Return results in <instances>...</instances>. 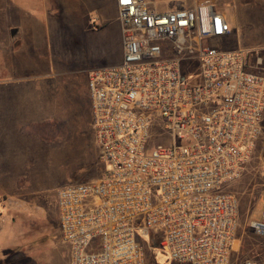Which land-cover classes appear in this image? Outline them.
I'll use <instances>...</instances> for the list:
<instances>
[{
  "label": "built area",
  "instance_id": "obj_1",
  "mask_svg": "<svg viewBox=\"0 0 264 264\" xmlns=\"http://www.w3.org/2000/svg\"><path fill=\"white\" fill-rule=\"evenodd\" d=\"M117 6L123 59L88 76L94 138L108 167L57 195L71 264H152L147 248L174 264H233L239 199L227 187L263 132L264 74L249 71L244 50L214 45L232 28L213 3L164 12L146 0ZM187 57L200 68L196 85L182 70ZM262 186L261 218L250 228L264 238V166Z\"/></svg>",
  "mask_w": 264,
  "mask_h": 264
},
{
  "label": "rangeland",
  "instance_id": "obj_2",
  "mask_svg": "<svg viewBox=\"0 0 264 264\" xmlns=\"http://www.w3.org/2000/svg\"><path fill=\"white\" fill-rule=\"evenodd\" d=\"M154 1L158 9L174 6L168 0ZM186 1L192 3L195 0ZM199 1L213 2L234 20L231 34L220 40L221 44L216 42L214 45L244 50L249 71L258 69L264 74V66L255 68L258 57L264 58V0H239L236 11L231 0ZM96 3L87 4L84 15L92 28L101 25L99 15L107 19L100 33L78 45L51 44L54 60L61 70L67 65V56L75 54L67 65L70 75L52 76L45 67L27 74V69L23 72V56L29 52L4 54V36L3 42L0 40V232L10 233L6 243L21 240L37 254L49 253L52 241L57 240L53 231L59 225L58 190L98 179L108 167L101 162L94 140L91 101L86 87L88 75L95 67L118 64L122 60L123 43L117 6L112 0H106L100 13L95 9ZM12 5L0 0L2 30L5 29V10H13ZM10 45L6 43L8 51ZM39 46L43 47V55L48 53V44ZM28 51L35 55L36 50L29 48ZM12 63H16V69ZM197 63L190 57L182 61L183 73L194 85L200 82ZM7 116L14 122L21 118V128L19 125L11 127ZM3 153H9V158L19 154L22 161L17 170L5 168H11V164L2 161ZM263 166L264 124L243 176L227 187L239 199L238 249L231 254L233 264H242L253 257L259 264H264V238L256 236L250 228L251 221L261 218ZM146 241L149 242V238ZM14 253L10 250L8 260ZM150 261L152 264H174L164 252L151 251Z\"/></svg>",
  "mask_w": 264,
  "mask_h": 264
},
{
  "label": "crops",
  "instance_id": "obj_3",
  "mask_svg": "<svg viewBox=\"0 0 264 264\" xmlns=\"http://www.w3.org/2000/svg\"><path fill=\"white\" fill-rule=\"evenodd\" d=\"M1 1L11 4L13 3L12 7L14 8L10 12L8 9H7L8 12L5 10V15L3 18L5 29L4 30L0 29V40L2 42L4 36V44H5L4 54H17L19 52L22 53L23 51L29 52L28 54L23 56V58H25L23 72H25L27 69L28 70L27 74H29V71L33 72V70L37 71L40 70L41 67L43 68L45 67L49 70L52 76L54 75L58 76L61 73L70 75L67 65L69 62H71V60L74 59L75 54L72 53L67 56L68 58L65 62L67 65L66 67H63V69L61 70V68H59L58 63L55 62L54 60L55 57L54 54L52 53L51 44L73 43L78 45L82 42H85L86 39L88 40V37H91L93 34L100 33L101 30L107 24V19L99 15V18L101 20V25L95 28L89 27L88 23H86V18L84 15V11H86L87 4H91L92 2H98V4L96 3L97 5L96 8L95 7L94 8L96 10H99V12L101 13L102 12L101 6L106 0H104V2L103 0L101 1L100 0H1ZM112 1L114 2V5L117 6V0H112ZM146 1L149 4L150 8L157 12H164L183 6L193 7L196 4L202 2L213 3L211 1H199V0H195L192 3H188L186 0L183 3H174L168 0L171 3H173L174 6L162 10L157 8L156 1L154 0H146ZM231 2L233 3L234 10L236 11L237 10L236 4L239 3V0H231ZM217 9L226 17L229 24L233 26L234 20L226 16L225 13H223L219 8ZM118 21H119V11H118ZM119 26L121 31V25L119 24ZM6 43L11 44L9 51L6 48ZM45 43L48 44L49 51L47 54L43 55L44 54L42 52L43 47L39 45L41 44L44 45ZM217 43L221 44V42H217ZM76 45L75 47H77ZM220 47L223 48L222 45ZM29 48L36 50L34 56L30 55V51H28ZM20 57L22 59V56ZM39 60H43L45 61V63L41 64ZM12 66L14 69L16 63L14 64L12 63ZM104 66H111V65H101L95 67V69ZM260 66H264L263 57H258L255 68ZM32 67H34V69H32ZM255 72L260 73V70L255 69ZM86 89L88 91L87 94L89 97L88 84ZM10 119L11 118H9V121L11 122V127L19 125V123L22 122L21 118L19 120H16V122H14L13 119L11 120ZM20 128L21 126L19 125V129ZM92 129H93V125H92ZM3 154L4 156L2 158V161L6 162V164L7 163L11 164V168H8L6 166L5 168L10 170H17L18 169L17 165H19L22 161L19 154L14 158L12 157L9 158L10 156L9 153H3ZM53 233L57 234L56 236L57 240L52 241L53 245L50 248L49 253L41 252L40 254H37L35 253V249L29 248L28 244L21 242V240H17L16 243L13 242L10 244L9 241L6 243L7 241L6 238H8L10 233L8 231L0 232V264H71V248L68 244H65L63 242L60 234L59 225L58 227H56ZM10 247L12 248L10 249ZM10 250H12L15 253L14 255H12L13 257L11 256V259L8 260Z\"/></svg>",
  "mask_w": 264,
  "mask_h": 264
},
{
  "label": "trees",
  "instance_id": "obj_4",
  "mask_svg": "<svg viewBox=\"0 0 264 264\" xmlns=\"http://www.w3.org/2000/svg\"><path fill=\"white\" fill-rule=\"evenodd\" d=\"M154 246H156L154 243L150 246V248L152 249V248H154ZM147 252H148V255L150 256V252H151V250L149 249V248H147Z\"/></svg>",
  "mask_w": 264,
  "mask_h": 264
}]
</instances>
